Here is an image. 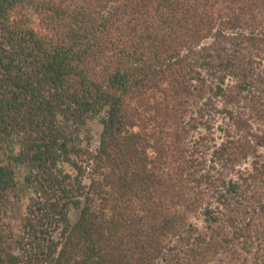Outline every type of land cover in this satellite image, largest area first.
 <instances>
[{
  "label": "trees",
  "instance_id": "16d2710c",
  "mask_svg": "<svg viewBox=\"0 0 264 264\" xmlns=\"http://www.w3.org/2000/svg\"><path fill=\"white\" fill-rule=\"evenodd\" d=\"M252 112L264 0H0V264H264Z\"/></svg>",
  "mask_w": 264,
  "mask_h": 264
},
{
  "label": "rangeland",
  "instance_id": "374dc122",
  "mask_svg": "<svg viewBox=\"0 0 264 264\" xmlns=\"http://www.w3.org/2000/svg\"><path fill=\"white\" fill-rule=\"evenodd\" d=\"M253 118H255V131L260 132V130H262L264 132V120H263V117H260V115H256L254 114L253 112L250 113ZM101 131H102V127L101 125L99 124L98 121H95L93 124H92V138H91V141H90V144L92 147H97L98 146V143H99V139H100V135H101ZM250 161L249 163L245 166L247 168H250L251 165H250Z\"/></svg>",
  "mask_w": 264,
  "mask_h": 264
}]
</instances>
